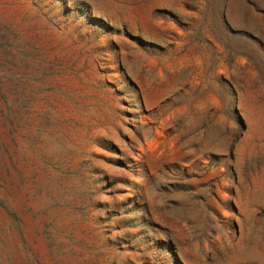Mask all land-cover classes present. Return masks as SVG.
<instances>
[{"label":"rangeland","instance_id":"374dc122","mask_svg":"<svg viewBox=\"0 0 264 264\" xmlns=\"http://www.w3.org/2000/svg\"><path fill=\"white\" fill-rule=\"evenodd\" d=\"M0 264H264V0H0Z\"/></svg>","mask_w":264,"mask_h":264}]
</instances>
